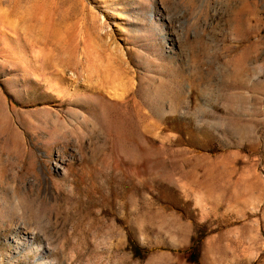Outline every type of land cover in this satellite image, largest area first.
Returning a JSON list of instances; mask_svg holds the SVG:
<instances>
[{
    "label": "rangeland",
    "instance_id": "obj_1",
    "mask_svg": "<svg viewBox=\"0 0 264 264\" xmlns=\"http://www.w3.org/2000/svg\"><path fill=\"white\" fill-rule=\"evenodd\" d=\"M0 264H264V0H0Z\"/></svg>",
    "mask_w": 264,
    "mask_h": 264
}]
</instances>
